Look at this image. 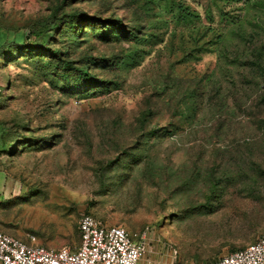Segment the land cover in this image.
<instances>
[{
  "label": "rangeland",
  "instance_id": "obj_1",
  "mask_svg": "<svg viewBox=\"0 0 264 264\" xmlns=\"http://www.w3.org/2000/svg\"><path fill=\"white\" fill-rule=\"evenodd\" d=\"M245 1L0 0V169L7 175L0 230L74 248L80 216L90 212L132 235L147 232L139 264H205L264 236L260 91L237 63L221 108L219 81L206 86L192 71L212 67L210 40L224 14L236 21L230 54L244 58L264 42V0ZM176 4L202 21L186 30ZM71 13L101 23L69 28ZM115 19L134 36L108 24ZM99 27L108 36L95 33ZM47 32L49 47L108 80L107 88L61 90L47 52L31 45ZM17 35L23 46L12 41ZM5 53L12 55L1 59ZM191 85L200 110L186 123L181 107Z\"/></svg>",
  "mask_w": 264,
  "mask_h": 264
},
{
  "label": "trees",
  "instance_id": "obj_2",
  "mask_svg": "<svg viewBox=\"0 0 264 264\" xmlns=\"http://www.w3.org/2000/svg\"><path fill=\"white\" fill-rule=\"evenodd\" d=\"M235 2H242L245 4V0H229ZM176 18L178 21L186 22V30L195 28L197 24L202 21L201 14L186 4L184 7L181 4H176ZM206 19L208 22H213V16L210 9L206 10ZM225 15V14H224ZM222 15L221 19L224 23L222 31L218 32L214 39L210 40V44L214 46L215 58L213 60L212 67L207 68L203 73H199L198 70L193 66L194 75L198 78L194 77L196 80H200L206 86L213 80L216 79L219 81V86H217V90L215 91L221 99L220 107L223 108L226 106L227 101L230 97H232V87H235V68L237 63H239V67H241L242 71L248 72L251 76V82L254 87H256L259 92V97L262 101H264V42L257 43L251 52L247 54L244 58L237 57L233 53L230 54V50L227 47L226 40L231 38V33L236 27V21L230 20L226 16ZM84 21H91L96 25L98 22L101 23L99 17L83 15L82 13H71L67 15V19L64 20V23L68 25L69 28H75L82 26ZM109 21L108 24H111L113 27L122 29L124 35L134 36L133 32L127 30L126 24L123 23L121 19L112 20V23ZM232 24L231 27H228L229 23ZM224 27H227L226 29ZM51 30L48 28V31ZM206 30H210V28H206ZM95 33L99 34L102 37L108 36V32L104 31V28L99 27L94 29ZM51 39V35L47 32L43 34L42 38H40V42L32 43L31 45H37V47H41L43 51L47 52L49 55V60H47L48 65L55 66V75H57L59 79V87L63 91H77L80 95L89 93H95L101 90H105L108 86V80L103 79L99 75L91 72L87 67L78 66L74 60L69 59L65 56V52H63L60 48H52L48 46V42ZM15 44H19L23 46L22 36L17 35L12 39ZM28 48V46H26ZM1 59H4L12 54H1ZM39 60L43 58L44 52H39ZM187 62V60H186ZM191 84V83H188ZM204 86V87H206ZM191 88L188 92L187 89ZM186 88V102L181 107V114L183 118L186 120V123L195 118L196 113L199 109L198 101L199 98L195 95H192V89H197V86H189ZM94 89V90H92ZM156 133V132H154ZM2 146V145H1ZM5 146V145H4ZM4 148H0V151H4ZM217 185H222V183H218ZM90 213V212H89ZM92 214V213H91ZM79 236V230H78ZM80 238V237H79ZM79 243V242H78ZM242 248V247H241ZM238 249V248H237ZM235 250V249H234ZM233 251V250H232ZM220 257V256H219ZM218 258V257H216ZM213 260L209 261L212 262ZM207 262V263H209ZM206 264V263H205Z\"/></svg>",
  "mask_w": 264,
  "mask_h": 264
},
{
  "label": "built area",
  "instance_id": "obj_3",
  "mask_svg": "<svg viewBox=\"0 0 264 264\" xmlns=\"http://www.w3.org/2000/svg\"><path fill=\"white\" fill-rule=\"evenodd\" d=\"M78 230L74 248H49L33 234L21 239L0 230V264H139L146 253L145 230L133 236L89 212L81 214ZM206 264H264V236Z\"/></svg>",
  "mask_w": 264,
  "mask_h": 264
},
{
  "label": "crops",
  "instance_id": "obj_4",
  "mask_svg": "<svg viewBox=\"0 0 264 264\" xmlns=\"http://www.w3.org/2000/svg\"><path fill=\"white\" fill-rule=\"evenodd\" d=\"M7 175H5V173L2 171V169H0V183H2L3 185L7 184Z\"/></svg>",
  "mask_w": 264,
  "mask_h": 264
}]
</instances>
